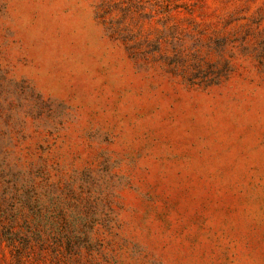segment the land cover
I'll list each match as a JSON object with an SVG mask.
<instances>
[{
  "label": "rangeland",
  "instance_id": "1",
  "mask_svg": "<svg viewBox=\"0 0 264 264\" xmlns=\"http://www.w3.org/2000/svg\"><path fill=\"white\" fill-rule=\"evenodd\" d=\"M0 264H264V0H0Z\"/></svg>",
  "mask_w": 264,
  "mask_h": 264
}]
</instances>
